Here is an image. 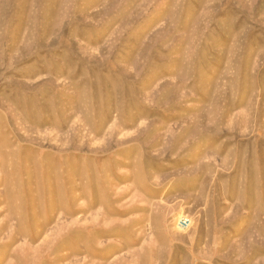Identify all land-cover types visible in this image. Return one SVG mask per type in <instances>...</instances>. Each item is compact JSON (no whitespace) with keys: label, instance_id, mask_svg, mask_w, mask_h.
Segmentation results:
<instances>
[{"label":"rangeland","instance_id":"rangeland-1","mask_svg":"<svg viewBox=\"0 0 264 264\" xmlns=\"http://www.w3.org/2000/svg\"><path fill=\"white\" fill-rule=\"evenodd\" d=\"M0 264H264V0H0Z\"/></svg>","mask_w":264,"mask_h":264},{"label":"built area","instance_id":"built-area-1","mask_svg":"<svg viewBox=\"0 0 264 264\" xmlns=\"http://www.w3.org/2000/svg\"><path fill=\"white\" fill-rule=\"evenodd\" d=\"M176 224H177L178 229L186 230L190 226V220L187 217L182 216V217H179Z\"/></svg>","mask_w":264,"mask_h":264}]
</instances>
